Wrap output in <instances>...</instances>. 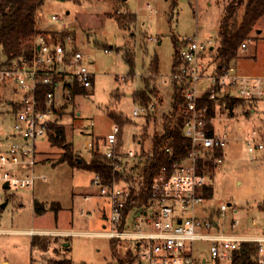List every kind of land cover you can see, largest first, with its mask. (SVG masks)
Masks as SVG:
<instances>
[{
    "label": "rangeland",
    "instance_id": "obj_1",
    "mask_svg": "<svg viewBox=\"0 0 264 264\" xmlns=\"http://www.w3.org/2000/svg\"><path fill=\"white\" fill-rule=\"evenodd\" d=\"M230 2L47 0L36 18L43 21L45 26L52 13L60 14L76 35L82 52L92 61L89 67L94 73V84L86 94L75 95L62 109L58 125L63 129L60 134L69 144V150L74 155H81L87 162L95 152L96 142L99 141L106 148L108 134L115 125L119 126L122 135L119 133L118 140L120 143L122 138L125 152L122 168L125 174L119 186L139 192L144 185L142 174L147 159L140 157L141 152H151L152 137L165 130L163 116L173 118L172 94L175 89L171 75L175 65L174 40L197 37L208 48L215 46L226 6ZM242 13L241 9L240 16ZM130 14L135 15L136 21L129 20ZM118 16L126 17L127 21L122 27ZM246 45L247 48H241L239 56L231 62V67L240 74L264 77V17L256 24ZM128 53L134 57L135 76L129 75L130 66L126 61ZM211 55L205 58L209 64H213ZM156 57L159 59L160 72L152 76L150 66ZM2 61L3 57L0 56V66ZM144 76H149L151 87L159 84L162 89H158L159 93L165 97L161 104L150 111L152 114L149 117L148 113L136 117L133 111L140 103L133 94L144 88ZM9 97L12 95L0 86L1 159H5V153L14 141L16 114L7 103ZM237 105V112L241 108L247 110L244 115H240V112L230 113L225 109L226 106L221 108V104L216 108V124L226 118L231 119L229 125L232 128L228 130L230 141L224 149V166L219 170L215 167L213 173L207 169L206 176L214 186V194L211 199L204 200L197 214L217 222L225 217L222 222L228 231L233 221L237 220L234 232L250 235L264 230V149L256 148L249 152L245 139L247 134L256 130V142L264 144V102H260V111L254 117L249 113L251 105L248 102ZM112 114L122 118L126 116L129 121L118 122ZM238 125L242 130L238 129ZM57 138L54 131L52 139L45 138L37 144L39 164L36 173L45 175L46 181L38 180L32 189H4L0 186V229L8 231L0 233V264H49L52 259H70L73 264L127 261L130 259L129 247L124 244L116 246L112 238L91 234H51L47 235L48 239L40 237L49 246L48 251H42L32 248L33 235L20 232L32 229L96 232L110 224V201L101 192L99 194L100 189L93 182L94 173L84 167H73L68 162H62L66 148L56 143ZM129 152H133L134 156H129ZM191 163L189 158L184 162L187 166ZM17 170L22 171L19 167ZM86 195L93 198L86 200ZM35 199L41 200L38 202L48 208L45 214L35 215L32 204ZM54 204L60 205V208H50ZM222 205L228 207L224 217L220 215ZM134 208L130 221L136 217L145 223L147 217L142 215V209ZM150 213L153 219L152 208ZM67 243L68 246L65 245ZM195 251L200 264L231 262L213 259L208 242H196ZM138 262H141L139 258L135 264Z\"/></svg>",
    "mask_w": 264,
    "mask_h": 264
},
{
    "label": "built area",
    "instance_id": "obj_2",
    "mask_svg": "<svg viewBox=\"0 0 264 264\" xmlns=\"http://www.w3.org/2000/svg\"><path fill=\"white\" fill-rule=\"evenodd\" d=\"M35 23L31 52L0 66V86L12 95L6 100L16 114L14 141L5 153V159L0 158V186L8 182L10 189H32L38 180H47L45 175L36 173L37 144L50 137L52 124H59V112L70 103L74 89L89 90L94 84V73L89 67L92 61L82 52L65 19L52 13L47 25L43 26L44 22L38 18ZM68 29L71 32L64 34ZM176 40L180 45L177 51L179 63L171 78L174 85L180 87L184 99L181 109L185 122L183 133L191 141L190 152L185 158L176 160L171 170L163 167L155 179L151 192L153 222L149 212H145V223L136 217L130 221V214L125 217L131 188L120 187L115 181L104 184L95 174L94 184L110 201V224L102 231L88 234L116 239L118 244L126 245L148 264H200L195 251L198 241L208 242L210 256L219 261H232L244 242L256 243L260 247L259 262L264 264V233L237 234L234 232L237 220L233 221L230 231L226 230L222 222L228 209L226 205L221 206L220 215L224 217L221 222L197 214L206 199L203 190L209 183L207 170L200 169L199 165L202 161L213 160L214 167L221 169L225 163L224 154L215 153L224 151L230 141L228 131L217 126L216 114L211 115L209 107L200 106V102L205 96L216 103V108L225 99L249 104L264 102V77L240 74L231 65L221 68L207 63L205 54L210 48L197 37ZM242 48H247L246 43ZM154 109V102L148 106L140 104L133 113L137 117ZM119 133L120 128L115 125L107 136L103 152L114 171L121 170L125 163V156L119 150ZM256 135V130L247 134L245 140L249 152L264 149L263 143L256 142ZM166 154L172 155L173 151L167 148ZM128 155L134 156V153ZM188 158L192 163L187 166L184 162Z\"/></svg>",
    "mask_w": 264,
    "mask_h": 264
},
{
    "label": "trees",
    "instance_id": "obj_3",
    "mask_svg": "<svg viewBox=\"0 0 264 264\" xmlns=\"http://www.w3.org/2000/svg\"><path fill=\"white\" fill-rule=\"evenodd\" d=\"M47 0H0V56L3 57L1 66L10 64L12 61L20 58L21 56L28 54L32 49L33 37L36 33V16L38 11L46 4ZM122 3H126L127 0H120ZM243 10L240 16L239 11ZM129 20L131 22L136 21L135 15L130 14ZM264 17V0H231V2L226 6V14L223 17L222 23L219 28L218 37L215 46H211L209 51L205 54L211 55V61L214 65H218L221 68L229 67L231 62L235 60L240 53L242 45L250 39L251 33L255 28L256 24ZM117 20L119 25L122 27L125 25L126 17L118 16ZM127 21V20H126ZM72 31V30H71ZM69 29L65 31L64 34L71 32ZM175 67L178 66V48L179 44L175 38ZM215 52V53H214ZM207 60V59H206ZM126 61L130 66L129 75H136L134 68V57L128 53L126 54ZM208 61V60H207ZM173 70V71H174ZM160 72L159 59L156 57L150 66V75L157 76ZM149 75V76H150ZM148 76V77H149ZM147 76L142 79L144 83V88H141L133 94V97L137 102L144 105H149L152 102L155 103V107L161 104L163 97H161L157 87L150 85V80ZM85 89L76 87L73 91V97L78 94H86ZM173 98V118L171 116L164 115L165 118V130L161 133H155L152 137L153 147L151 152L147 153L145 150L141 152V158L145 157L146 163L144 165L143 171V183L142 189L136 192L132 188V196L127 201L125 206L124 216L132 214V209L135 207L137 209H142V215L145 212L150 213V208L152 207L151 192L152 185L155 179L160 176L163 167H168L169 170L172 169V165L176 160H180L188 156L191 149V141L184 136V117L181 115L182 105L184 99L182 97L181 89L179 86L175 87ZM227 103V107L230 113H233V109L236 104L243 103L244 101L225 99L222 100L221 108H223V103ZM200 106H208L211 115L216 112V103L210 101L206 96L200 102ZM62 115V110L59 112ZM152 113H148V117ZM177 114L178 117L174 118ZM114 120L120 122L129 121L126 116H118L112 114ZM155 118V116H154ZM119 122V121H118ZM62 128L58 124H52L50 127V139L53 137V132L57 133L58 138L55 139L56 143L66 148V152L61 158L62 162H68L73 167H84L86 170L99 175L104 184L110 185L113 181L121 183L125 170L114 171V168L110 165L109 160L104 155V146L101 143L96 142L95 152L92 158L85 162L84 158L77 154L74 155L71 150H69V144L66 143L65 139L62 138ZM121 134V133H120ZM122 135V134H121ZM107 139V138H106ZM107 142V141H106ZM123 145L122 138L119 144V150ZM170 148L173 151L172 155L166 154V149ZM224 151L219 150L215 154L223 155ZM79 159L82 160L79 163ZM200 169L209 170L214 172L213 160L202 161L199 165ZM214 194V186L212 183L204 188L203 196L205 198L211 199ZM35 214L43 215L48 211V208L43 204H40L38 200L34 203ZM52 209H59L60 205H51ZM134 208V209H135ZM131 211V212H130ZM130 212V213H129ZM48 239L49 236L34 235L31 240L32 248L40 249L42 251H48L49 246L41 240ZM115 240V244L118 240ZM259 250L260 247L256 243L244 242L239 250L234 253L232 261L230 264H260L259 262ZM127 261H118V263H108V264H135V260L138 259L129 250ZM135 257V258H134ZM141 261V260H140ZM219 261V260H218ZM49 264H73L70 259L64 260H49ZM137 264H142L138 262Z\"/></svg>",
    "mask_w": 264,
    "mask_h": 264
},
{
    "label": "crops",
    "instance_id": "obj_4",
    "mask_svg": "<svg viewBox=\"0 0 264 264\" xmlns=\"http://www.w3.org/2000/svg\"><path fill=\"white\" fill-rule=\"evenodd\" d=\"M212 48V47H211ZM174 84V83H173ZM174 86V89H175V85H173ZM157 87H159L158 89L160 90V91H162V89H161V86H159V84H157ZM173 95V94H172ZM165 96H164V94H163V98H164ZM8 101V100H7ZM166 101V100H165ZM8 103V102H7ZM263 103V102H262ZM166 104V103H165ZM259 104L260 103H250V105H251V107H250V114L254 117L256 114H257V112H259L260 111V109H259ZM8 105H10V102L8 103ZM237 106L238 105H235V107H234V109H233V112H236V113H238L239 114V112H240V115H244L245 113H246V111L247 110H245V108H241V110H238V112H237ZM230 112V111H229ZM229 122H231V119H228V118H226V120H224V121H218L217 122V126L219 127V128H221V130H229V128L231 129L232 127H230V125H229ZM237 124H239V123H237ZM238 129L239 130H242V127L240 126V125H238ZM122 147H123V145H122ZM121 147V150H122V152H123V154H125V152H124V150H123V148ZM224 154V153H223ZM38 160H39V158H38ZM38 164H39V161H38ZM37 168V167H36ZM95 175V174H94ZM4 187V186H3ZM5 189V188H4ZM10 189V188H9ZM100 194V193H99ZM91 198H93V196H88V195H86L85 196V199L86 200H88V199H91ZM99 198H101V197H99ZM36 200H38V201H41V200H39V199H35L34 201H33V207H35L34 206V203H35V201ZM94 206V205H93ZM34 211H35V208H34ZM83 213V212H82ZM36 215V214H35ZM106 225H104V227H105ZM1 230V232L0 233H7L8 231L7 230H3V229H0ZM20 232H24V233H27V232H30V233H28V234H30V235H36V234H39V235H41L40 234V232H48V233H51V234H55V235H69V234H88V233H94V232H66V231H61V230H54V231H50V230H36V229H32V230H28V231H20ZM31 232H32V234H31ZM96 232H98V231H96ZM264 233V230H263V232L262 233H253L252 235H261V234H263ZM50 234V235H51ZM32 236V237H33ZM42 236H47V235H42ZM118 244V242L115 244L116 246H118L117 245ZM66 246H68L69 245V243H67V244H65Z\"/></svg>",
    "mask_w": 264,
    "mask_h": 264
},
{
    "label": "water",
    "instance_id": "obj_5",
    "mask_svg": "<svg viewBox=\"0 0 264 264\" xmlns=\"http://www.w3.org/2000/svg\"><path fill=\"white\" fill-rule=\"evenodd\" d=\"M78 161H79V163H81V162H82V160H81V159H79ZM3 188H5V189H9V188H10V186H9V183L7 182V183L4 185V187H3Z\"/></svg>",
    "mask_w": 264,
    "mask_h": 264
}]
</instances>
